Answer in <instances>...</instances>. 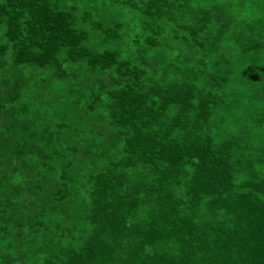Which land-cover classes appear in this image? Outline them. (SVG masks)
Masks as SVG:
<instances>
[{"label": "trees", "instance_id": "obj_1", "mask_svg": "<svg viewBox=\"0 0 264 264\" xmlns=\"http://www.w3.org/2000/svg\"><path fill=\"white\" fill-rule=\"evenodd\" d=\"M0 264H264V0H0Z\"/></svg>", "mask_w": 264, "mask_h": 264}]
</instances>
